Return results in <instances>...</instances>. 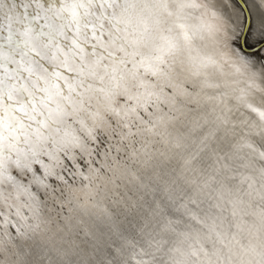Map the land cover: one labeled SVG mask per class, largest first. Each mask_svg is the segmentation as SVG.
<instances>
[{
  "label": "clouds",
  "instance_id": "1",
  "mask_svg": "<svg viewBox=\"0 0 264 264\" xmlns=\"http://www.w3.org/2000/svg\"><path fill=\"white\" fill-rule=\"evenodd\" d=\"M0 264H264V0H0Z\"/></svg>",
  "mask_w": 264,
  "mask_h": 264
}]
</instances>
